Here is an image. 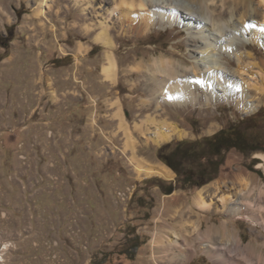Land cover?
<instances>
[{
    "label": "rangeland",
    "instance_id": "obj_1",
    "mask_svg": "<svg viewBox=\"0 0 264 264\" xmlns=\"http://www.w3.org/2000/svg\"><path fill=\"white\" fill-rule=\"evenodd\" d=\"M102 1L50 0L41 13L40 0H0V264H184L165 255L166 248L152 238L172 237L181 224L190 230L195 219L213 238L208 227L222 228L226 220L228 230L263 250L264 228L251 219V210L237 217L220 199L230 193L235 200L256 201L258 186H264L258 156L264 153L263 97L257 101L250 92L256 104L252 111L236 98L206 105L200 96L195 105L165 104L157 118L185 134L144 145L152 126L143 133L134 122L154 106L144 108L148 81L131 67L160 55L191 64L187 33L159 24L139 33L121 28L116 14L106 10L113 2ZM174 1L196 7L202 0ZM246 1L259 8L258 0ZM104 18L112 26L114 82L102 74L108 47L94 40L97 21ZM245 46L264 60L263 47ZM223 60L233 73L235 57ZM251 70L258 76L257 68ZM244 75L255 80L248 72L237 77ZM118 109L134 132L136 156L145 162L164 164L157 151L165 143L211 136L232 125L247 126L252 146L259 149L225 150L216 177L200 186L181 187L174 172L171 179L139 178ZM243 178L250 186L244 195L235 194ZM161 180L175 182L172 193L161 191ZM198 191L212 200L213 210L195 207ZM263 197L258 200L264 205ZM196 234L189 233V239ZM192 256L185 264H215L204 253Z\"/></svg>",
    "mask_w": 264,
    "mask_h": 264
},
{
    "label": "bare ground",
    "instance_id": "obj_2",
    "mask_svg": "<svg viewBox=\"0 0 264 264\" xmlns=\"http://www.w3.org/2000/svg\"><path fill=\"white\" fill-rule=\"evenodd\" d=\"M49 1L40 0L38 5L42 8L41 13ZM111 2L112 6L107 7L106 12L108 15L116 14L121 28L139 33L159 24L161 27L178 26L187 33L189 46L187 52L191 64H183L174 57L160 55L150 62H138L131 67L144 76L142 80L148 81L147 96L141 99L144 108L150 109L154 106L152 112H147L143 118L134 122L135 129L143 133L152 126V134L145 137L144 145L150 143L159 145L173 136L181 137L185 134L175 123L166 118H157L159 115L157 112L163 111L165 104L195 105L200 101V96L204 98L206 105L220 99L230 101L236 98L235 101L246 111H252L256 104L250 92L253 91L257 95V101L262 97L264 99V60H257L254 53L245 46L247 43H256L264 48V0H258L259 8L253 7V3L246 0H202L196 7L190 4L180 5L174 0H111ZM98 4L100 6V2ZM97 22L98 30L94 40L107 46L109 50L106 52L107 62L102 66V74L104 79L114 82L117 66L110 51L114 46L112 26L106 18ZM241 45H244L246 51L241 50ZM225 55L235 57L236 67L233 73L227 72V65L223 60ZM252 68H257L255 72H259L258 76L252 73ZM244 72L254 75L255 80L245 75L237 77L243 76ZM115 114L125 135L126 147L131 151L129 161L137 177L160 176L171 179L174 173L166 165L145 162L136 156L134 132L130 130L120 109ZM258 156L261 158L259 165L264 166V153H259ZM249 186L248 179H241L235 187L237 190L235 194L244 195ZM256 194L258 199L264 196V186H258ZM233 195L224 193L220 197L223 209L227 208L237 217H241L243 212L250 209L251 219L259 221L264 228V205L261 199L235 200ZM194 205L199 210L207 212L215 207L212 200L206 199L201 191H198ZM227 226L228 221L225 220L222 228L213 225L208 227L209 231L215 232L217 236L213 238L206 231L202 232L201 226L198 228L195 219L190 223V230H187L185 224H181L179 231L174 232L172 237L163 236L164 238L159 239L155 235L152 243H159L161 248H166L165 255L169 253L170 257L178 256L184 264L190 255L198 252L206 254L215 264H264V249H258L260 246L257 244L245 243L240 235L228 230ZM187 232L191 236L192 233L197 234L189 239L190 235Z\"/></svg>",
    "mask_w": 264,
    "mask_h": 264
},
{
    "label": "trees",
    "instance_id": "obj_3",
    "mask_svg": "<svg viewBox=\"0 0 264 264\" xmlns=\"http://www.w3.org/2000/svg\"><path fill=\"white\" fill-rule=\"evenodd\" d=\"M92 51L93 49L89 53ZM243 122L247 123L246 119ZM247 128L232 125L220 129L211 136L165 143L157 151L158 158L175 173V181L180 183L181 187L200 186L216 177L218 168L224 161L225 150L232 147L243 150L259 149L252 146L253 134ZM161 182L162 184L158 185L163 193L170 194L175 189V182L164 180ZM136 248L135 245L131 249L134 251Z\"/></svg>",
    "mask_w": 264,
    "mask_h": 264
},
{
    "label": "snow or ice",
    "instance_id": "obj_4",
    "mask_svg": "<svg viewBox=\"0 0 264 264\" xmlns=\"http://www.w3.org/2000/svg\"><path fill=\"white\" fill-rule=\"evenodd\" d=\"M171 98V97H170Z\"/></svg>",
    "mask_w": 264,
    "mask_h": 264
}]
</instances>
